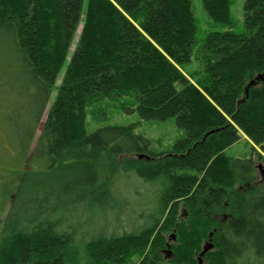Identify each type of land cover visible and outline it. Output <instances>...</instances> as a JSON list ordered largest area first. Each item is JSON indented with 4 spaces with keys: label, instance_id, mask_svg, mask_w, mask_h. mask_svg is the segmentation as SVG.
<instances>
[{
    "label": "trees",
    "instance_id": "1",
    "mask_svg": "<svg viewBox=\"0 0 264 264\" xmlns=\"http://www.w3.org/2000/svg\"><path fill=\"white\" fill-rule=\"evenodd\" d=\"M201 2L210 19L234 25L232 0ZM244 8L245 32L203 42L195 84L184 73L196 57L192 0H0V61L25 76L2 82L0 70V98L26 104L0 103L1 162L15 184L65 180L53 201L55 192L23 203V187L0 192V264H164L158 253L174 229V264H198L208 238L210 264H264V181L252 156H227L242 134L264 154V0ZM122 96L145 121L175 118L185 138L156 153L132 125L88 132V106ZM149 194L154 202L134 204Z\"/></svg>",
    "mask_w": 264,
    "mask_h": 264
},
{
    "label": "rangeland",
    "instance_id": "2",
    "mask_svg": "<svg viewBox=\"0 0 264 264\" xmlns=\"http://www.w3.org/2000/svg\"><path fill=\"white\" fill-rule=\"evenodd\" d=\"M193 1V10L195 12L196 22H197V40H196V46L194 49L195 52V59L194 62L190 64V66L186 67V70L184 71L185 75L188 77L189 80H191L193 83H198L195 79V77L199 78L201 77L203 73V68L201 65V56L200 52H198L205 41V39L211 34V32H223L231 30L233 32L237 33H243L246 30V20H245V3L246 0H232L231 2V11H232V20L234 22V25L230 27L227 24H219L210 19L203 9L201 0H192ZM83 27L82 24L80 25V29L77 32L75 36V41L73 43V46L71 48V53L68 57V61L70 60L71 55L74 52V47L76 46L79 35L82 31ZM5 41V40H4ZM6 42V41H5ZM7 50H8V44L6 43ZM9 62L5 60L0 61V70L6 71L5 74H1L4 78L1 79L2 82H15L18 79L23 81V77H25L23 74L19 73L18 71H15V69L11 70ZM10 68V69H9ZM66 67L63 68L62 72L60 73L58 77V81L56 82V86L54 88V91L52 93V99L48 107L46 108V112L42 118V124H44L47 120L48 113L50 111L51 105H53V102L56 99V95L58 93L59 88L61 87V83L63 81L64 75H65ZM195 75V77L193 76ZM257 79V78H256ZM253 81H257V80ZM11 80V81H10ZM0 103L7 106H24L25 103L22 102L19 98L17 99V96L13 94L12 96H7L4 99L0 98ZM133 99L128 96H122V98L119 97H110L100 100L97 103H94L90 106H88V114H87V121H86V130L88 132L96 131L102 127H109L111 125L116 126H134L135 133L143 136L145 139H149L151 142V150L155 151L156 153L169 151L172 146L178 142L179 140L185 138V131L179 126H177L176 119L175 118H169V120L161 121V120H143L138 115L137 111H132L134 109L133 105ZM12 108V107H11ZM1 115V113H0ZM41 129L40 127L38 131V136L41 135ZM0 136L3 138L5 137L4 134L0 133ZM253 148L256 149V152L253 151ZM259 154L261 156L264 154L261 152L259 147H256L252 144V142L242 134V138L239 140V142L235 143L231 146L230 149L227 151V156L234 157V158H254L256 162V169L258 173V180L264 181V158L261 159L259 157ZM10 162L6 163V160L4 159V164L9 165ZM4 164L1 162L0 159V192L1 191H11V190H20L23 187V190L25 191L21 196V202L23 203L29 194H33L35 190H41L42 192H55L52 201L56 198L60 197L61 194V186L63 185L64 181L62 177H59L56 174V178L54 177H38L35 174L29 176V177H21L22 181L18 184H15V180L13 179V174L11 173V170H8L6 167H4ZM23 180H26V182H23ZM24 183V184H23ZM42 194V193H41ZM155 196L149 194L142 198H138V201L134 202L136 206L143 204H148L151 202H154ZM110 205H115L116 208H119L118 206V199L113 201H109ZM108 203V202H107ZM13 206V200L11 203L7 206L8 209L3 213L2 221H5L10 216V208ZM89 207V204H87ZM86 206V207H87ZM23 212V210H22ZM182 222H187L188 218L184 217L182 218ZM122 226H119V230L121 229H127L126 224L124 222L121 223ZM100 227L104 228L105 223L101 224ZM2 226H0V232H1ZM213 232V231H212ZM210 232V233H212ZM172 234H175V239L170 237L169 235H166L165 242L166 244L164 247L159 251L158 254L163 259L164 264H174L175 259L177 258V253L175 252L176 247L180 246V232L179 230L174 229ZM209 241L213 243V248L209 250V253H215L217 252V243L216 241L212 239H207L203 241L200 251L196 254V259H198L202 253L203 248L209 244ZM209 253L208 256L203 259L204 264H210V257ZM138 261V258H135V262ZM198 263V261H197Z\"/></svg>",
    "mask_w": 264,
    "mask_h": 264
},
{
    "label": "water",
    "instance_id": "3",
    "mask_svg": "<svg viewBox=\"0 0 264 264\" xmlns=\"http://www.w3.org/2000/svg\"><path fill=\"white\" fill-rule=\"evenodd\" d=\"M261 79H264V76H263V75L261 76ZM259 80H260V78H258L257 81H252V82L249 84V86H248V91L246 92L247 95H248V93H249V87L258 84ZM212 248H213V243H212L211 241H209V244H207V245L203 248L200 257L198 258V264H204V263H203V259H204V257L209 253V250H211Z\"/></svg>",
    "mask_w": 264,
    "mask_h": 264
}]
</instances>
